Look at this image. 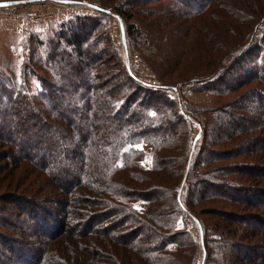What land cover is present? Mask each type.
<instances>
[{
  "label": "trees",
  "instance_id": "trees-1",
  "mask_svg": "<svg viewBox=\"0 0 264 264\" xmlns=\"http://www.w3.org/2000/svg\"><path fill=\"white\" fill-rule=\"evenodd\" d=\"M101 1L0 63V179L34 224L0 221V264H264V0Z\"/></svg>",
  "mask_w": 264,
  "mask_h": 264
},
{
  "label": "rangeland",
  "instance_id": "rangeland-1",
  "mask_svg": "<svg viewBox=\"0 0 264 264\" xmlns=\"http://www.w3.org/2000/svg\"><path fill=\"white\" fill-rule=\"evenodd\" d=\"M15 2V1H29V0H0V2ZM59 1H66V0H59ZM72 1V0H70ZM74 1V0H73ZM76 2H80L83 5H95L100 8L99 11L103 10V3L101 0H75ZM124 1H121L118 3L119 6L122 5ZM28 11H25L24 9L20 8L19 12L16 14V16L11 15L10 17H7V14L0 13V63L2 65H6L3 67H6L8 71V67L16 68L17 72H20V69L24 63V51H23V46L25 41L28 39V36L33 34V35H38L41 32L42 33H53L56 31L59 27L60 22L66 21V20H71L75 18H89L92 17L96 14V12L85 6H76V5H55L53 7L54 11V18L50 20H43L41 22L36 21V17L39 15L43 17L46 13L43 11H39L35 6L28 8ZM108 15V21H109V36L108 38L112 39V42L116 44L119 50L124 53H128L126 45L124 44L123 38L125 36L126 38V23L122 21L120 17L113 11H107L106 12ZM133 23V22H132ZM122 26V29H121ZM43 37V36H42ZM128 56V55H127ZM126 56V65L129 67L130 64H134L136 67H138L136 61L138 58V53L133 52V59L131 60L129 57ZM142 79L146 82H153L154 77L153 75L147 71L143 70L142 67ZM10 70V69H9ZM40 67L36 65L33 69L28 71V74L30 75V87L32 91H35L36 88H40L38 81L31 76L32 72H39ZM110 73H115V69L109 70ZM10 73V72H8ZM183 98L188 101L189 103L198 106L200 108H208L212 106L213 99L211 98L210 95L208 94H195L192 91H188V89H183L182 91ZM176 96L177 93H174ZM2 100V105L0 108L2 109H7V107H10V104L6 106L5 99ZM74 100V99H73ZM203 125H204V119L203 117L199 116V120ZM194 127H193V135H194V140L199 141L202 139L203 136V131L198 122L194 121ZM35 131V130H33ZM33 133V132H32ZM148 155H147V166L150 165V150L148 148H145ZM0 152L2 150L0 149ZM5 153H7V150H4ZM9 163V162H7ZM21 170V169H20ZM21 176V175H20ZM19 179V177H17ZM18 182V181H17ZM22 184V183H21ZM21 184L18 185L21 186ZM27 184L25 183L22 189L17 190L12 187L8 188L7 187V181L0 179V221L2 219L4 220L3 223L10 221V224H7V227L12 228V231H18L17 235L23 234L22 231H26V233H31L32 232V226L34 224H30L25 222V220L21 217V214L19 210H17L16 207H14L12 204L10 205L11 198L17 197L18 194H21L26 188ZM18 198V197H17ZM44 200V197L42 198ZM3 202H8L9 206H4ZM140 206V204H139ZM6 220V221H5ZM22 220V221H21ZM187 223L190 225V220H187ZM24 225V228H23ZM26 229V230H25ZM191 233L195 237L196 231L195 228L192 227L191 225ZM14 231V232H15ZM13 237V236H11ZM21 239L22 236L20 237ZM5 240V239H4ZM1 246V244H0ZM203 259H204V253H203ZM203 264V260L202 263Z\"/></svg>",
  "mask_w": 264,
  "mask_h": 264
},
{
  "label": "built area",
  "instance_id": "built-area-1",
  "mask_svg": "<svg viewBox=\"0 0 264 264\" xmlns=\"http://www.w3.org/2000/svg\"><path fill=\"white\" fill-rule=\"evenodd\" d=\"M80 5V6H85V7H89L91 9H93L94 11H99L100 8L98 6L95 5H83L80 2H76L75 0L70 1V0H66V1H59V0H29V1H9V2H0V13H4L7 14V17H10L11 15L16 16V14L19 12V9L22 8L25 11H28L30 7H36L39 11H43L44 13H46L45 15L42 16H38L36 17V21L37 22H41L43 20H50L54 18V11H53V7L56 5ZM7 5V6H4ZM122 29V26H121Z\"/></svg>",
  "mask_w": 264,
  "mask_h": 264
},
{
  "label": "water",
  "instance_id": "water-1",
  "mask_svg": "<svg viewBox=\"0 0 264 264\" xmlns=\"http://www.w3.org/2000/svg\"><path fill=\"white\" fill-rule=\"evenodd\" d=\"M123 41H124V44L126 45V38H125V36H124V38H123Z\"/></svg>",
  "mask_w": 264,
  "mask_h": 264
},
{
  "label": "snow or ice",
  "instance_id": "snow-or-ice-1",
  "mask_svg": "<svg viewBox=\"0 0 264 264\" xmlns=\"http://www.w3.org/2000/svg\"><path fill=\"white\" fill-rule=\"evenodd\" d=\"M4 6H7V5H4Z\"/></svg>",
  "mask_w": 264,
  "mask_h": 264
}]
</instances>
